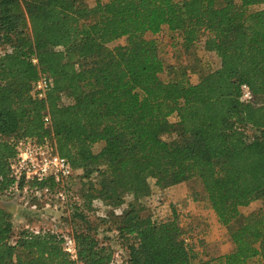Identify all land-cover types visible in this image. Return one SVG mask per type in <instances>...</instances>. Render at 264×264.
Wrapping results in <instances>:
<instances>
[{"label": "trees", "instance_id": "obj_1", "mask_svg": "<svg viewBox=\"0 0 264 264\" xmlns=\"http://www.w3.org/2000/svg\"><path fill=\"white\" fill-rule=\"evenodd\" d=\"M164 26L186 50L214 52L219 67L193 82L181 62L166 65L146 37ZM0 48V196L25 182L65 191L86 222L83 208L112 207L128 264H264V0H0ZM40 73L53 79L45 99L31 94ZM243 84L253 101L241 99ZM25 137L52 143L75 170L92 166L78 199L71 181L11 175ZM151 178L161 189L199 180L233 249L199 257L175 212L162 221L145 214ZM256 201L263 205L241 213ZM89 226L74 232L79 259L111 264L113 249ZM64 235L17 231L0 203V264H74Z\"/></svg>", "mask_w": 264, "mask_h": 264}, {"label": "rangeland", "instance_id": "obj_2", "mask_svg": "<svg viewBox=\"0 0 264 264\" xmlns=\"http://www.w3.org/2000/svg\"><path fill=\"white\" fill-rule=\"evenodd\" d=\"M236 1L239 2V0ZM88 3L93 5L94 0H88ZM146 37L156 39L159 54L166 65L181 62L187 68L193 82L198 81L201 72L214 70L220 65L219 57L214 52H205L200 45L186 50L182 46L180 35L172 32L168 26H164L158 34L149 32ZM124 44H126V39L121 38L110 43L109 48L113 49ZM160 76L164 80L169 79L167 71H163ZM169 121L174 123L177 121V117L172 116ZM161 136L163 139L171 141L176 135L166 127ZM102 147V142L97 143L94 150L99 151ZM91 167L77 169L74 172L71 182L76 199L87 188L84 173ZM150 183L153 187V193L143 200L146 209L144 213L162 221L172 218L175 212L183 221V227L187 233V242L199 257L220 255L226 250L231 251L233 249L227 229L220 226L199 180H182L166 189L157 187L154 184V178L150 179ZM28 185L29 183L25 182L23 190L3 197L0 196V203L13 214L17 231L25 225H30L36 230L42 228L61 234H74L77 229H86L89 223V227L92 231H97L101 241L113 249L114 259L111 264H128L127 243L119 238L113 229L117 224V216H112V207L98 201L96 204L98 208L93 207L90 210L83 208L86 222L79 216H75L77 212H73L74 209L70 206L74 199L72 196L64 201L52 192L46 195H38L34 190L28 189ZM130 200L129 197L128 201ZM262 205V201H256L249 206L242 207L241 213L246 215Z\"/></svg>", "mask_w": 264, "mask_h": 264}, {"label": "built area", "instance_id": "obj_3", "mask_svg": "<svg viewBox=\"0 0 264 264\" xmlns=\"http://www.w3.org/2000/svg\"><path fill=\"white\" fill-rule=\"evenodd\" d=\"M33 62L37 63V59L34 58ZM52 87V77L47 73H40L38 79L33 83L31 94L36 99H45ZM241 90V99L243 101L251 102L254 100V94L247 84H243ZM44 120L48 126L50 124V116L46 115ZM16 144L17 155L11 164V175L17 180L22 177L26 180L29 178H36L38 180L54 178L62 187H65V185L71 181L75 169L67 158L61 156L56 151L52 143L47 142L41 144L35 138L25 137L19 139ZM19 191L20 189H18L17 185L11 189V193ZM36 193L38 195H46L50 194L51 191L45 189L37 191ZM55 196L66 201L67 195L65 191L56 193ZM63 247L74 261V264H83L78 256V245L74 234L67 233L64 235Z\"/></svg>", "mask_w": 264, "mask_h": 264}, {"label": "crops", "instance_id": "obj_4", "mask_svg": "<svg viewBox=\"0 0 264 264\" xmlns=\"http://www.w3.org/2000/svg\"><path fill=\"white\" fill-rule=\"evenodd\" d=\"M227 252H229V251H227V250H226V251H225V252H223V253H227Z\"/></svg>", "mask_w": 264, "mask_h": 264}]
</instances>
